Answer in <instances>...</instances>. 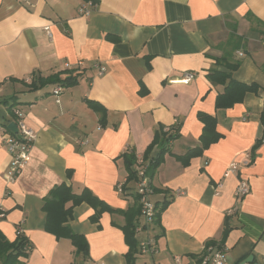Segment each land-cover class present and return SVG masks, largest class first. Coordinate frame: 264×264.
<instances>
[{
    "label": "crops",
    "instance_id": "1",
    "mask_svg": "<svg viewBox=\"0 0 264 264\" xmlns=\"http://www.w3.org/2000/svg\"><path fill=\"white\" fill-rule=\"evenodd\" d=\"M263 38L264 0H0V125L16 122L19 109L35 133L30 159L12 182L0 138V231L8 241L18 232L26 237L20 264H129L123 225L137 207L136 177L125 180L136 163L129 168L125 154L159 157L162 133L174 129L177 137L166 142L150 176L149 200L156 212L164 205L158 221L132 218L134 264H198L211 242L225 247L228 264L249 256L264 264ZM96 62L105 67L102 75ZM212 69L256 89L216 108L225 85L208 79ZM63 71L77 75V83L28 86L34 75ZM185 72L193 77L185 80ZM85 99L103 107L104 125ZM198 112L216 119L220 137L183 164L178 156L200 145ZM232 162L237 173L225 174ZM240 178L249 192L236 202ZM61 184L73 193L87 189L117 210L93 217L89 203L65 202L72 206L66 225L83 236L85 251L45 229L43 204ZM148 238L154 248L141 252Z\"/></svg>",
    "mask_w": 264,
    "mask_h": 264
},
{
    "label": "trees",
    "instance_id": "2",
    "mask_svg": "<svg viewBox=\"0 0 264 264\" xmlns=\"http://www.w3.org/2000/svg\"><path fill=\"white\" fill-rule=\"evenodd\" d=\"M91 4H96L97 0H85ZM218 62V61H217ZM238 66L237 63H234L229 66L230 70H234ZM61 74H65L61 77ZM207 77L210 81L215 84H223L225 85L223 92L219 93L216 96L215 100V107L216 108H227L231 107L236 101H240L243 97L245 91L255 90V85H247L245 83H241L235 81L230 72L226 71H219L217 69H212L208 74ZM51 83H59L62 86H70L77 83V75L67 74L66 72H60L58 74H54L48 77H40V76H32L29 87L31 89H36L39 87H43L45 84ZM144 93V91L142 92ZM86 104L91 107L96 113L100 115V124L104 125L105 120V110L103 107L95 101L85 99ZM197 117L203 123V130L200 135V145L196 146L195 148L189 149L184 155L178 156V159L184 164L187 163V160L193 156L200 155L202 153L203 148L207 147L210 143L216 141L220 134L215 131V124L216 119L209 115L202 112L197 113ZM260 121L264 124V108L260 116ZM170 127L169 129H171ZM177 130L174 129V132H163L162 139L158 142V145L161 146L160 148V156L155 159L147 160V153L142 155L143 160L146 162L145 173L147 175L152 176L153 170L156 166L162 161V155L166 150V142L174 137H177L178 133ZM158 135L155 138L157 142ZM164 140V141H163ZM163 142V143H162ZM261 140H257L254 146L250 151V156L253 158V153L255 148L260 144ZM165 145V146H164ZM136 157L133 152L130 150L127 154H125V158L127 159L128 166L136 162ZM132 171V170H131ZM135 170L132 171L127 179L130 178L135 179ZM125 190L126 187L123 186ZM135 198L137 201V207L133 211H127L126 215V223L123 225V230L125 233V240L129 244V251L126 254L127 262L129 264H134L133 262V252L135 251L136 241L133 237V224L132 218L134 213H139L140 205L138 203V196L135 194ZM71 200L72 206L81 202H87L96 208L95 215L93 217H97V213L108 210V211H117L116 209H112L108 207L106 204L103 203L102 200L97 199L90 191L87 189H83L80 193H73L70 186L61 184L55 187L51 193L50 197L45 200L43 204V209L46 212V222H45V229L48 232L54 233L57 237L66 236L69 237L73 244L76 246L77 250L85 251L86 250V243L84 241L83 236L72 232L69 227L66 225V222L71 216V207L66 208L65 202ZM164 206V205H163ZM161 206L157 209L155 213V221H158L160 210L163 208ZM28 241L24 234L18 232L16 234V238L13 241H8L3 233L0 231V264H20V260L18 259L20 256H25L28 246Z\"/></svg>",
    "mask_w": 264,
    "mask_h": 264
},
{
    "label": "built area",
    "instance_id": "3",
    "mask_svg": "<svg viewBox=\"0 0 264 264\" xmlns=\"http://www.w3.org/2000/svg\"><path fill=\"white\" fill-rule=\"evenodd\" d=\"M81 14L87 15L90 10L87 8H81L79 10ZM44 30L49 35L48 28L45 27ZM262 44L264 45V38L262 39ZM93 66L97 69V74L102 75L105 71V67L100 63H94ZM193 77L192 72H185L184 79L190 80ZM60 86H56L53 89L55 95L60 92ZM14 115L17 118L15 122L17 125V133H12L5 125H0V138L2 143L5 145L6 150L9 153L10 160L5 171V178L7 182H12L17 178L25 164L30 159V149L32 147L35 133L34 131L24 122L23 115L19 109L14 110ZM250 154H245V163L250 161ZM135 165V177H136V188L135 193L138 196V202L140 205L139 213L143 219V224H150L153 222L156 208L155 205L149 200V194L152 191L150 177L145 173L146 162L141 156L136 157ZM238 164L232 162L226 169L225 174L237 173ZM125 182L117 183L116 189L119 193H123ZM249 192V185L245 179L240 178L235 189H234V199L236 202L240 201ZM235 211V206L227 210V215L232 214ZM2 212L0 211V216ZM140 251H152L154 248L153 240L148 238L139 244ZM95 264H103L101 262H96ZM198 264H228L225 247L217 242L207 243L202 247L199 253ZM236 264H250L245 261L237 262Z\"/></svg>",
    "mask_w": 264,
    "mask_h": 264
},
{
    "label": "water",
    "instance_id": "4",
    "mask_svg": "<svg viewBox=\"0 0 264 264\" xmlns=\"http://www.w3.org/2000/svg\"><path fill=\"white\" fill-rule=\"evenodd\" d=\"M6 128L9 129L12 133H17V125L14 121L7 123ZM244 261L250 264H256V263H252L251 256L247 257Z\"/></svg>",
    "mask_w": 264,
    "mask_h": 264
}]
</instances>
